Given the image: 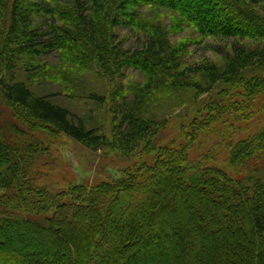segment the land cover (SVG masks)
Segmentation results:
<instances>
[{
    "label": "trees",
    "instance_id": "1",
    "mask_svg": "<svg viewBox=\"0 0 264 264\" xmlns=\"http://www.w3.org/2000/svg\"><path fill=\"white\" fill-rule=\"evenodd\" d=\"M149 9L201 40L172 43ZM207 39L225 43L220 59L191 62ZM44 83L94 109L76 115ZM259 99L264 112V0H0V264H264V129L237 138ZM176 111L191 115L187 140L222 126L219 144L192 160L190 145L157 143ZM39 128L158 155L55 193L36 172Z\"/></svg>",
    "mask_w": 264,
    "mask_h": 264
},
{
    "label": "rangeland",
    "instance_id": "2",
    "mask_svg": "<svg viewBox=\"0 0 264 264\" xmlns=\"http://www.w3.org/2000/svg\"><path fill=\"white\" fill-rule=\"evenodd\" d=\"M144 15L150 17L153 22H160L162 28L170 37L172 43H178L181 40H201L194 30L187 25H184L182 30L178 33L172 32V15L165 10L144 11ZM125 39V47L133 48L136 45L135 38L132 34L121 33V39ZM128 38V39H126ZM225 49V43H220L214 39H207L202 44L192 46L189 48L191 54L187 57L191 62L200 59L218 60L222 56ZM126 74L135 81L141 80V75L137 72L127 70ZM37 93L41 94H55L53 100L55 103L66 106L76 115H85L89 113V109H94L90 104V108H84L79 102H69L63 95L59 87L44 83ZM214 93V92H213ZM213 93L202 96L199 101H204ZM263 99H259L255 105L256 115L248 122L247 129L242 130L237 134V138H243L247 134H252L259 129H264V112H260V107ZM190 111V110H189ZM191 113V111H190ZM97 118V114L95 116ZM191 118L189 113L174 112L168 117L167 127L160 131L157 136V143L165 145L168 149H177L181 145H190L188 155L192 160H198L202 155L209 150H213L221 141L219 132L222 126H216L212 132L199 134L193 141L187 140L186 131L182 129ZM98 121L104 123L103 118ZM42 127H48L42 124ZM49 128V127H48ZM108 128V127H107ZM42 131L45 136V144H43L37 165L38 179L42 185H46L53 192H63L70 187L85 186L87 188L93 187L101 183H115L124 178L126 173L132 172L140 166H153L158 151L142 152L137 151L130 157H123L117 153H105L104 151H91L85 148L80 143L73 141L62 134H57L47 128L36 129ZM54 132V133H53ZM222 152V151H221ZM223 153V152H222ZM39 183V182H38Z\"/></svg>",
    "mask_w": 264,
    "mask_h": 264
}]
</instances>
